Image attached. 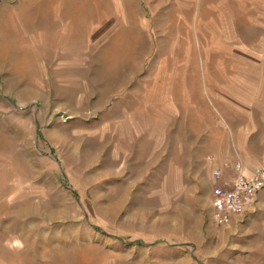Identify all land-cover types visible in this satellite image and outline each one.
I'll use <instances>...</instances> for the list:
<instances>
[{"label":"rangeland","instance_id":"374dc122","mask_svg":"<svg viewBox=\"0 0 264 264\" xmlns=\"http://www.w3.org/2000/svg\"><path fill=\"white\" fill-rule=\"evenodd\" d=\"M237 163L264 0H0V264H264V207L212 218Z\"/></svg>","mask_w":264,"mask_h":264},{"label":"built area","instance_id":"2783aa9c","mask_svg":"<svg viewBox=\"0 0 264 264\" xmlns=\"http://www.w3.org/2000/svg\"><path fill=\"white\" fill-rule=\"evenodd\" d=\"M235 170L236 176L224 182H220L223 170L215 171L219 183L215 188L212 218L219 225L228 223L236 215L250 218L252 207H264V164L251 174H247L240 163L235 164Z\"/></svg>","mask_w":264,"mask_h":264},{"label":"crops","instance_id":"0c3cea01","mask_svg":"<svg viewBox=\"0 0 264 264\" xmlns=\"http://www.w3.org/2000/svg\"><path fill=\"white\" fill-rule=\"evenodd\" d=\"M232 176H233V172H232L231 170H229V171L226 172L224 179H225V180H230V179L232 178ZM260 207H263V206L258 205L257 207H252V208L250 209V213H251V215H252V214H256L257 211L260 209Z\"/></svg>","mask_w":264,"mask_h":264},{"label":"bare ground","instance_id":"6f19581e","mask_svg":"<svg viewBox=\"0 0 264 264\" xmlns=\"http://www.w3.org/2000/svg\"><path fill=\"white\" fill-rule=\"evenodd\" d=\"M170 25V24H169Z\"/></svg>","mask_w":264,"mask_h":264}]
</instances>
